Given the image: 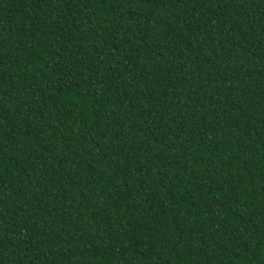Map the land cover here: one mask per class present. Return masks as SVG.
<instances>
[{"label": "trees", "instance_id": "trees-1", "mask_svg": "<svg viewBox=\"0 0 264 264\" xmlns=\"http://www.w3.org/2000/svg\"><path fill=\"white\" fill-rule=\"evenodd\" d=\"M0 264H264V0H0Z\"/></svg>", "mask_w": 264, "mask_h": 264}]
</instances>
